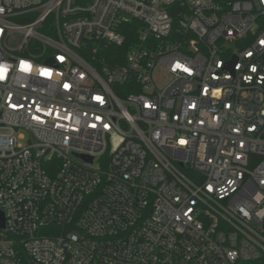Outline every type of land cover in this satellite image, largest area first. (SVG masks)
Masks as SVG:
<instances>
[{
	"label": "built area",
	"instance_id": "obj_1",
	"mask_svg": "<svg viewBox=\"0 0 264 264\" xmlns=\"http://www.w3.org/2000/svg\"><path fill=\"white\" fill-rule=\"evenodd\" d=\"M0 215V264H264V0H0Z\"/></svg>",
	"mask_w": 264,
	"mask_h": 264
},
{
	"label": "trees",
	"instance_id": "obj_2",
	"mask_svg": "<svg viewBox=\"0 0 264 264\" xmlns=\"http://www.w3.org/2000/svg\"><path fill=\"white\" fill-rule=\"evenodd\" d=\"M138 28H140V24L135 23V22H130L124 25L122 29L120 30V33L124 35V38H125V42L123 46L120 48L110 47V51L114 53L125 54L126 51L129 49V47L134 42V40L136 39Z\"/></svg>",
	"mask_w": 264,
	"mask_h": 264
},
{
	"label": "rangeland",
	"instance_id": "obj_3",
	"mask_svg": "<svg viewBox=\"0 0 264 264\" xmlns=\"http://www.w3.org/2000/svg\"><path fill=\"white\" fill-rule=\"evenodd\" d=\"M164 79H165L164 75L163 74H160V75H158L156 77V82L157 83H163Z\"/></svg>",
	"mask_w": 264,
	"mask_h": 264
},
{
	"label": "water",
	"instance_id": "obj_4",
	"mask_svg": "<svg viewBox=\"0 0 264 264\" xmlns=\"http://www.w3.org/2000/svg\"><path fill=\"white\" fill-rule=\"evenodd\" d=\"M0 227H2V219H1V215H0Z\"/></svg>",
	"mask_w": 264,
	"mask_h": 264
}]
</instances>
